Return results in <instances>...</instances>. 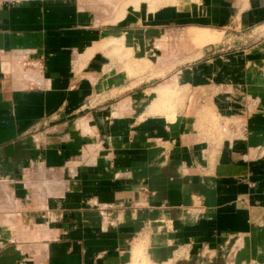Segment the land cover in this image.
<instances>
[{
    "label": "crops",
    "instance_id": "0c3cea01",
    "mask_svg": "<svg viewBox=\"0 0 264 264\" xmlns=\"http://www.w3.org/2000/svg\"><path fill=\"white\" fill-rule=\"evenodd\" d=\"M199 1L111 23L119 0H0V264H132L139 244L150 264H264V0ZM189 29L221 42L130 73L208 44L178 42Z\"/></svg>",
    "mask_w": 264,
    "mask_h": 264
},
{
    "label": "rangeland",
    "instance_id": "374dc122",
    "mask_svg": "<svg viewBox=\"0 0 264 264\" xmlns=\"http://www.w3.org/2000/svg\"><path fill=\"white\" fill-rule=\"evenodd\" d=\"M106 3V2H105ZM138 5L141 6L140 9H147L150 12H156L157 10H166L168 8L176 9L177 11H188L190 9L195 10L198 8L200 10V1L199 0H119V3L117 5L114 4V18L111 19L109 22L112 23V21H115L119 18H121L128 7L129 10L135 9ZM174 26H178V24H175ZM264 30V27H263ZM221 33L219 31H212V30H207V29H189L184 31L183 33L180 34V37H178L179 40H177L180 43H188L191 44L193 42H198V41H207L208 43L206 46H202L201 48L188 52L184 54L183 56H180L178 58H173L172 53L168 54V51L162 50V53L159 57H157L156 62L154 61H129L128 62V67L130 68V73L136 74H141L142 72H146L148 69H152L153 67L155 68H160L158 71V75L160 76H165L169 72H171L174 69H177L180 65L188 64V63H193L198 61L207 48L208 46L215 45L217 42H221L220 40ZM176 40V39H175ZM113 42V43H111ZM110 43V44H109ZM109 44V45H106ZM128 47V48H127ZM122 46L120 41L116 40H107L104 42V45L102 46H97L96 50L100 51H105L104 53L108 52L115 60H117L118 63L123 60H128L126 58H132V51L131 54L130 50L131 48L134 49L132 46ZM137 54V53H136ZM171 55V56H170ZM82 56L80 57V59ZM136 59V57H134ZM120 60V61H119ZM29 61V60H28ZM23 62L24 66L27 68H33L35 70H41L40 67L34 62V60L30 66H28L26 63ZM121 64V63H120ZM21 65V64H20ZM21 68L23 66L21 65ZM20 67L19 69L22 70ZM23 73H30L32 72L31 70H22ZM36 74L37 72H32ZM35 81V80H34ZM177 88V83L176 79L172 78L171 80L165 81L159 88L155 90L156 92V99L155 103L161 102L168 98L171 93L174 91V89ZM169 105V99L163 102V106L167 108ZM174 102H172L171 106H174ZM209 118L211 123H214V125L210 126V131L221 138L225 137L227 134L230 133V130L227 125L224 124H219L218 119L216 117L211 116L207 117ZM46 191L48 195H60L62 193V189L59 187L55 186V183H47L45 185ZM5 199H8V202H5ZM4 202L7 204L5 208H8L10 205L9 203L12 201V195L5 192L2 196H0V201ZM132 264H150L147 262V260L143 257L142 255V247L141 245H136L134 250H133V257H132Z\"/></svg>",
    "mask_w": 264,
    "mask_h": 264
},
{
    "label": "built area",
    "instance_id": "2783aa9c",
    "mask_svg": "<svg viewBox=\"0 0 264 264\" xmlns=\"http://www.w3.org/2000/svg\"><path fill=\"white\" fill-rule=\"evenodd\" d=\"M28 60H26V61H24V62H27ZM33 61H28V63H26L28 66H30L31 65V63H32ZM40 68H42V66H43V63H42V61H39V60H37V61H34ZM24 65V64H23ZM25 67V66H24Z\"/></svg>",
    "mask_w": 264,
    "mask_h": 264
},
{
    "label": "bare ground",
    "instance_id": "6f19581e",
    "mask_svg": "<svg viewBox=\"0 0 264 264\" xmlns=\"http://www.w3.org/2000/svg\"><path fill=\"white\" fill-rule=\"evenodd\" d=\"M20 64H21L22 66H24V65H23V62H21V61H20Z\"/></svg>",
    "mask_w": 264,
    "mask_h": 264
}]
</instances>
